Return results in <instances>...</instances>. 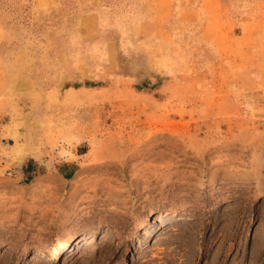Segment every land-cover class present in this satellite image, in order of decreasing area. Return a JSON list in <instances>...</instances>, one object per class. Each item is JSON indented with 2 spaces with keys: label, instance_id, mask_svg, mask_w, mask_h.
I'll use <instances>...</instances> for the list:
<instances>
[{
  "label": "rangeland",
  "instance_id": "rangeland-1",
  "mask_svg": "<svg viewBox=\"0 0 264 264\" xmlns=\"http://www.w3.org/2000/svg\"><path fill=\"white\" fill-rule=\"evenodd\" d=\"M0 264H264V0H0Z\"/></svg>",
  "mask_w": 264,
  "mask_h": 264
},
{
  "label": "trees",
  "instance_id": "trees-1",
  "mask_svg": "<svg viewBox=\"0 0 264 264\" xmlns=\"http://www.w3.org/2000/svg\"><path fill=\"white\" fill-rule=\"evenodd\" d=\"M140 87H143V86H142V85H139L138 88H140ZM24 168H25L27 171L31 172V170L34 169V166L32 165L31 162H28V163L25 164Z\"/></svg>",
  "mask_w": 264,
  "mask_h": 264
}]
</instances>
